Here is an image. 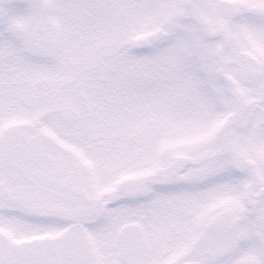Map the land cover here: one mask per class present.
<instances>
[{"label":"snow or ice","instance_id":"6c2138e0","mask_svg":"<svg viewBox=\"0 0 264 264\" xmlns=\"http://www.w3.org/2000/svg\"><path fill=\"white\" fill-rule=\"evenodd\" d=\"M0 264H264V0H0Z\"/></svg>","mask_w":264,"mask_h":264}]
</instances>
